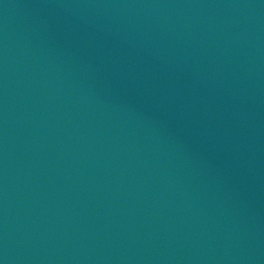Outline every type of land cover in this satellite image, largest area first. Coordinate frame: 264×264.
<instances>
[{
  "label": "water",
  "instance_id": "water-1",
  "mask_svg": "<svg viewBox=\"0 0 264 264\" xmlns=\"http://www.w3.org/2000/svg\"><path fill=\"white\" fill-rule=\"evenodd\" d=\"M0 264H264V0H0Z\"/></svg>",
  "mask_w": 264,
  "mask_h": 264
}]
</instances>
